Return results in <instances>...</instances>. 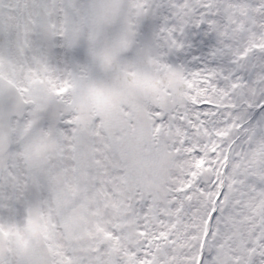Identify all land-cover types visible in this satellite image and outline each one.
I'll return each mask as SVG.
<instances>
[{
    "label": "snow or ice",
    "instance_id": "1",
    "mask_svg": "<svg viewBox=\"0 0 264 264\" xmlns=\"http://www.w3.org/2000/svg\"><path fill=\"white\" fill-rule=\"evenodd\" d=\"M74 7L23 10L37 32L62 34ZM123 7L126 34L96 32L87 49L119 85L45 62L18 89L17 142L0 136V264H264V0ZM151 17L163 20L150 63L165 81L119 55ZM192 30L211 63H168ZM33 52L49 57L38 39Z\"/></svg>",
    "mask_w": 264,
    "mask_h": 264
},
{
    "label": "rangeland",
    "instance_id": "2",
    "mask_svg": "<svg viewBox=\"0 0 264 264\" xmlns=\"http://www.w3.org/2000/svg\"><path fill=\"white\" fill-rule=\"evenodd\" d=\"M24 3L25 0H0V65L4 66L0 73L5 76L4 73L7 72L11 77L7 78L12 81L19 80L24 87L27 86L29 72L26 70L23 72L19 68V60L23 64L36 63L38 67L47 62L50 66L57 64L61 68L62 58L68 59V62H63L64 65L70 62L68 56L71 49H65L62 43L56 41L59 40L66 47L72 48L76 38V42H79L77 44L81 46L79 49L75 47L78 53L77 65H87L88 61L91 62V58L88 56L84 61L87 52L83 51L89 48L94 33L104 32L105 40L111 42L125 35L128 27L127 14L123 7L125 0H72L76 7L67 15L62 34L52 32L45 27L37 32L30 27L26 22L27 13L23 10ZM162 23L160 17L142 19L137 26L136 36L132 37V43L119 53L122 61L134 64L139 71L148 73L150 50L155 49V36ZM197 31L192 30L185 35L184 47L170 52L167 56L168 63L171 64L177 59L183 66L189 68L202 66L206 62L211 63L210 45L200 39ZM37 39L43 44L45 51L48 50L49 57L34 54L33 47ZM89 39L90 43L86 42ZM89 67L91 75L97 80L109 86L119 85L120 81L116 76L109 81L108 73L92 62ZM169 87L178 90L181 83L173 81L169 83ZM133 99L134 96L128 97L124 102L131 103ZM249 119H252V115ZM22 135L24 138L27 132Z\"/></svg>",
    "mask_w": 264,
    "mask_h": 264
},
{
    "label": "water",
    "instance_id": "3",
    "mask_svg": "<svg viewBox=\"0 0 264 264\" xmlns=\"http://www.w3.org/2000/svg\"><path fill=\"white\" fill-rule=\"evenodd\" d=\"M173 66L182 65L175 59ZM18 87L8 78L0 75V136H2L5 147H11L12 123L8 122V115L12 112H19L23 105L18 94Z\"/></svg>",
    "mask_w": 264,
    "mask_h": 264
},
{
    "label": "flooded vegetation",
    "instance_id": "4",
    "mask_svg": "<svg viewBox=\"0 0 264 264\" xmlns=\"http://www.w3.org/2000/svg\"><path fill=\"white\" fill-rule=\"evenodd\" d=\"M88 36H89V38H90V31L88 32ZM75 41V44H73L72 46V49H71V53L69 54V56H68V58H69V60H70V62L66 65H64V63L63 62H68V59H61L60 61H62L61 62V68H65V67H76V66H78L77 65V60H76V57L78 56L77 54V52L75 51L76 49H75V47L76 48H80L81 46L80 45H78L77 43H79L78 41L76 42V38L74 39ZM86 42H88V43H90V39L88 40V41H86ZM85 42V43H86ZM84 49V48H83ZM82 49V50H83ZM66 51V50H65ZM83 52H87V54H86V57H85V59H84V61H86V58L89 56V54H88V51H83ZM51 60H53V58L51 59ZM90 61H88L87 62V65L89 66L90 65ZM9 64V63H8ZM18 65H19V68L21 69V70H23V72H25V70L27 71V72H30L31 70H35V71H38L39 70V68L40 67H38V65L36 64V63H31V64H23V62H21L20 60H19V63H18ZM57 65V64H56ZM55 65V66H56ZM57 67H58V65H57ZM11 80V79H10ZM19 88L20 87H24L23 85H22V83L19 81V80H14L13 81ZM16 132H17V128H16V125H15V122L13 123V137H14V143H16V141H17V138H16ZM22 134H24V133H22ZM21 134V136L19 137L20 139H23V135Z\"/></svg>",
    "mask_w": 264,
    "mask_h": 264
},
{
    "label": "clouds",
    "instance_id": "5",
    "mask_svg": "<svg viewBox=\"0 0 264 264\" xmlns=\"http://www.w3.org/2000/svg\"><path fill=\"white\" fill-rule=\"evenodd\" d=\"M148 73L154 78L165 81L167 79V70L166 69H156L151 63L148 65ZM40 137L39 130L35 133L34 139Z\"/></svg>",
    "mask_w": 264,
    "mask_h": 264
},
{
    "label": "bare ground",
    "instance_id": "6",
    "mask_svg": "<svg viewBox=\"0 0 264 264\" xmlns=\"http://www.w3.org/2000/svg\"><path fill=\"white\" fill-rule=\"evenodd\" d=\"M0 75L4 76V75L1 74V73H0ZM4 77H6V76H4ZM6 78H7V77H6ZM8 79H9V78H8ZM17 87H18V86H17ZM18 88H19V87H18ZM13 123H14V122H12V127H13ZM12 131H13V130H12ZM13 141H14V137H13V132H12V136H11V145L14 144Z\"/></svg>",
    "mask_w": 264,
    "mask_h": 264
},
{
    "label": "trees",
    "instance_id": "7",
    "mask_svg": "<svg viewBox=\"0 0 264 264\" xmlns=\"http://www.w3.org/2000/svg\"><path fill=\"white\" fill-rule=\"evenodd\" d=\"M2 68H4V66L0 65V70H1V71L3 70ZM3 73H4V72H3ZM4 74H5L6 77H9L7 72L4 73ZM9 78H11V77H9ZM249 120H250V119H249Z\"/></svg>",
    "mask_w": 264,
    "mask_h": 264
}]
</instances>
